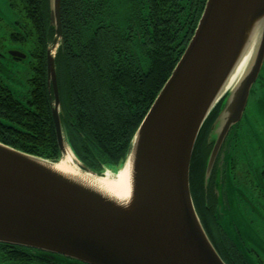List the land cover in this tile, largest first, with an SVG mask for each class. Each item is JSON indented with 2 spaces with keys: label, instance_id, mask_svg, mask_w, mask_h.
<instances>
[{
  "label": "water",
  "instance_id": "95a60500",
  "mask_svg": "<svg viewBox=\"0 0 264 264\" xmlns=\"http://www.w3.org/2000/svg\"><path fill=\"white\" fill-rule=\"evenodd\" d=\"M54 38L46 53L60 159L0 143V244L79 264H225L197 215L190 191L196 140L223 100L209 141L243 116L264 64V0H207L194 35L137 129L123 165L94 173L73 154L60 123L54 58L62 45L61 0H49ZM83 176L127 167L130 191L112 198L55 168L66 155ZM107 172V173H106Z\"/></svg>",
  "mask_w": 264,
  "mask_h": 264
},
{
  "label": "trees",
  "instance_id": "16d2710c",
  "mask_svg": "<svg viewBox=\"0 0 264 264\" xmlns=\"http://www.w3.org/2000/svg\"><path fill=\"white\" fill-rule=\"evenodd\" d=\"M206 1L124 0L119 4L125 10L127 7L130 20L122 24L113 14L116 5L110 0H61L63 42L54 58L64 115L61 124L65 140L83 167L101 174L105 170L117 172L123 165L137 129L188 46ZM8 3L12 11L22 16V31L17 36L11 35L10 41L27 49L33 80L27 86L23 107L28 109L27 114L17 116L19 127L13 134L4 138L0 133V143L56 162L60 151L46 75V53L55 35L50 27L49 0H8ZM133 12L137 14L135 19L131 16ZM135 29L140 33L135 50L145 59L147 68L144 65L142 68L134 55ZM222 105L223 100L200 135L209 129ZM200 156L195 157L194 176L189 179L192 200L193 181L199 187L195 178ZM9 247L25 252L19 254L21 258H11L19 260L18 264H45L39 255L27 256L28 249L0 244L1 249ZM219 252L222 254L221 249ZM55 257V264H78ZM221 259L232 264L223 254ZM244 261L250 264L247 258Z\"/></svg>",
  "mask_w": 264,
  "mask_h": 264
},
{
  "label": "flooded vegetation",
  "instance_id": "af4514ba",
  "mask_svg": "<svg viewBox=\"0 0 264 264\" xmlns=\"http://www.w3.org/2000/svg\"><path fill=\"white\" fill-rule=\"evenodd\" d=\"M110 1L116 5L113 14L117 15V21L127 24V20H130L129 10L127 7L125 10L124 6L119 4L123 3L124 0L120 2L119 0ZM7 6L11 10L9 3ZM12 12L15 17L11 26H9L11 31L5 32L7 42H3L5 39H0V104L2 105V110L0 109V133L1 137L4 138L9 133L13 134L16 128L19 127V118L17 116L22 113L27 114L28 109H24L23 107H25L28 96L27 86L29 85V81L33 80L29 64L27 65L28 73L25 84H21L19 79L11 74L12 72L17 74L16 68L23 62L27 61L29 63V54L25 53L21 46L13 44L10 41L11 35L17 36L22 31L21 13ZM135 15L137 14L133 12L132 18ZM135 30L132 34L134 55L142 68L143 65L144 68H147V62L137 54V49L135 50L137 47L135 44L140 41L139 30ZM4 44H7L10 48L6 49ZM141 59L142 61L140 62ZM47 86L49 97L54 104L53 87L52 85H48V81ZM263 107L264 64L252 88L242 118L229 129L222 140L207 180V165L216 144V137H213L210 141L209 137L220 112L211 122L209 129H204L201 135L199 133L200 136L196 140L198 143L196 149L193 151L191 160L190 175L193 178L194 165L197 162L195 157L196 155H201L199 161L200 168L198 172L196 171L198 178H195L196 180L198 179V189L195 187V181L192 183L194 191H192L193 202L199 218L211 244L219 253V257L221 258L223 254L225 258H229L232 264H248L244 261V258H247L250 264H264L261 254L244 243L242 237L244 227L242 223L238 224L237 222L238 216L240 219L250 218V222L252 220L251 214H262L264 217V129L257 120L258 115L262 114L263 116L264 114ZM60 109V123H62L61 120L64 115L62 113L61 102ZM261 224L264 225V218ZM217 248L221 249L222 254H220L221 252ZM32 251L28 249L26 255L32 258L39 255L45 264L48 262L55 264V256ZM21 253L25 252L10 247L6 249L0 248V264H18L19 260H16V262L11 260V258H21L19 256ZM223 262L227 264L225 261Z\"/></svg>",
  "mask_w": 264,
  "mask_h": 264
},
{
  "label": "rangeland",
  "instance_id": "374dc122",
  "mask_svg": "<svg viewBox=\"0 0 264 264\" xmlns=\"http://www.w3.org/2000/svg\"><path fill=\"white\" fill-rule=\"evenodd\" d=\"M7 4H8L7 0H0V39H2V40L5 39L3 41L5 43L7 42L5 32L11 31L9 29V26H11V23L14 21V17H15L13 12L8 8ZM6 26H8V27H6ZM4 45L6 46V49L10 48L7 46V44H4ZM23 50L25 53H28L26 48H23ZM27 65H28V62L26 61V62H23L21 65H19L16 68L18 77H17V74H15L14 72L11 73L15 78L19 79V82L21 84H25L26 80H27V73H28ZM259 114H260V112H259ZM257 120L260 122L261 127L264 129V114H263V116H262V114L260 116L258 115ZM69 152L71 153L70 150H69ZM66 155H68L67 151H66ZM72 159H74L73 156H72ZM251 215H252L251 222H250V218L249 219H246V218L240 219L239 216L237 217V222H238V224L242 223V225L244 227L243 228V235H242L244 243L248 247H251L252 249L258 251L261 254L262 261L264 262V225L261 224L262 219L264 217L262 216V214H257V215L251 214ZM247 255L250 256L249 254H247Z\"/></svg>",
  "mask_w": 264,
  "mask_h": 264
},
{
  "label": "bare ground",
  "instance_id": "6f19581e",
  "mask_svg": "<svg viewBox=\"0 0 264 264\" xmlns=\"http://www.w3.org/2000/svg\"><path fill=\"white\" fill-rule=\"evenodd\" d=\"M66 151L68 155H65L62 160L55 166L58 172L75 178L80 177L84 183L95 187L101 193L112 198L115 197L121 200L126 199L129 196L130 175L129 169L127 167H125L115 175L107 173L103 178L83 176L79 173V171H77L76 167L74 166L72 155L69 150L66 149Z\"/></svg>",
  "mask_w": 264,
  "mask_h": 264
}]
</instances>
